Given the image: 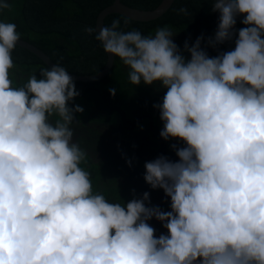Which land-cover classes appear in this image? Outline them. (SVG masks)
I'll return each instance as SVG.
<instances>
[{
    "label": "clouds",
    "instance_id": "9594fccd",
    "mask_svg": "<svg viewBox=\"0 0 264 264\" xmlns=\"http://www.w3.org/2000/svg\"><path fill=\"white\" fill-rule=\"evenodd\" d=\"M212 11L207 47L236 35L214 57L202 35L181 51L168 26L145 36L113 20L95 35L132 85L166 90L153 107L160 137L181 142L170 145L177 159L146 162L143 179L170 198L169 211L148 192L120 203L93 190L70 127L83 112L69 107L73 78L56 63L13 87L20 34L0 21V264H264V0H212ZM152 219L167 234L157 237Z\"/></svg>",
    "mask_w": 264,
    "mask_h": 264
},
{
    "label": "trees",
    "instance_id": "16d2710c",
    "mask_svg": "<svg viewBox=\"0 0 264 264\" xmlns=\"http://www.w3.org/2000/svg\"><path fill=\"white\" fill-rule=\"evenodd\" d=\"M111 0H0L8 8L0 9V21L14 23L20 38L41 48L56 64L74 73H92L103 64L105 53L97 34L85 31L93 28L97 11ZM137 8H152L159 0H121ZM186 9V12L179 11ZM219 13L212 11V0H174L160 16L146 21L130 19L117 12L104 16V26L110 27L113 20L120 21L118 30H139L142 35H154L157 28L168 26L173 41L183 51L185 41L189 46L201 35V47L210 57L220 52L233 50L236 35L229 41L207 47L206 41L214 36ZM127 21V23H125ZM245 27L236 21L235 29ZM186 58L189 54L184 52ZM11 58L15 67L10 70L13 87L27 83L29 76L40 78L41 69L48 68L39 57L28 49L16 45ZM128 67L118 57H113L106 74L92 81L74 80L79 95L69 103L78 105L82 113L74 114L70 125L80 145L87 153V162L81 167L90 169L93 190L102 192L109 202L127 203L144 192L153 197L156 205L169 211V200L161 189H151L145 183L144 164L163 155L175 161L172 144L177 140H163L159 132L163 123L159 109L153 105L162 102L165 89L158 83L132 85L128 80ZM116 94L110 95L109 89ZM59 119L53 115L50 122ZM158 237L167 234L161 222L152 221Z\"/></svg>",
    "mask_w": 264,
    "mask_h": 264
},
{
    "label": "water",
    "instance_id": "95a60500",
    "mask_svg": "<svg viewBox=\"0 0 264 264\" xmlns=\"http://www.w3.org/2000/svg\"><path fill=\"white\" fill-rule=\"evenodd\" d=\"M174 0H159L155 6L152 8H137L128 4H125L121 0H111L108 4L101 7L94 16L93 29L96 33L99 32L101 27H104L103 19L104 16L111 12H117L121 15H124L130 19L134 20H151L162 13H164L172 4ZM243 16H237L236 21H241ZM16 45L24 47L35 54L40 60L47 66L51 67L55 63L50 59V57L38 46L31 43L30 41L20 38ZM105 58L102 66L95 72L92 73H74L68 71V74L73 78V80H82V81H92L102 77L106 74L112 64L113 55L108 54L104 51Z\"/></svg>",
    "mask_w": 264,
    "mask_h": 264
},
{
    "label": "flooded vegetation",
    "instance_id": "af4514ba",
    "mask_svg": "<svg viewBox=\"0 0 264 264\" xmlns=\"http://www.w3.org/2000/svg\"><path fill=\"white\" fill-rule=\"evenodd\" d=\"M80 139H78V138H76V136L74 135L73 136V142L75 143V142H78L79 143V145H80ZM80 147L83 149V147L80 145ZM84 150V149H83ZM87 171H89V172H91V170L90 169H86ZM150 200V205H152V206H155L156 205V201H153L154 199H153V197L151 198V199H149ZM152 221H155V219H152V220H150L148 223L151 225V224H153L152 223Z\"/></svg>",
    "mask_w": 264,
    "mask_h": 264
}]
</instances>
